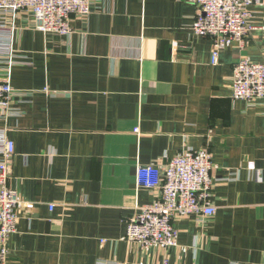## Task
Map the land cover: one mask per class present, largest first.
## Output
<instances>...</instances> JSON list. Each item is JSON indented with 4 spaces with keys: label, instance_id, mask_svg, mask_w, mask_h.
<instances>
[{
    "label": "crops",
    "instance_id": "1",
    "mask_svg": "<svg viewBox=\"0 0 264 264\" xmlns=\"http://www.w3.org/2000/svg\"><path fill=\"white\" fill-rule=\"evenodd\" d=\"M261 2L246 48L217 64L213 39L192 33L196 7L178 0H92L64 37L35 31L29 13L7 18L0 79L15 96L0 110V149L13 141L9 184L33 206L9 237V264H264V100L231 91L241 56L264 62ZM186 149H208L218 167L215 216L176 219L168 252L129 244V219L161 195L138 184V167Z\"/></svg>",
    "mask_w": 264,
    "mask_h": 264
},
{
    "label": "built area",
    "instance_id": "2",
    "mask_svg": "<svg viewBox=\"0 0 264 264\" xmlns=\"http://www.w3.org/2000/svg\"><path fill=\"white\" fill-rule=\"evenodd\" d=\"M194 5L197 14L192 25L194 37L213 39L212 57L217 64L220 53L237 44L245 49L249 35L256 29L251 24L252 6L261 0H178ZM92 12V0H0V55H11L12 20L24 13L32 16V27L45 35L69 36L73 19H83ZM264 29V25L261 27ZM232 99L253 106L264 100V62L241 56L231 78ZM15 91L9 79H0V110L9 115ZM0 149V264H9V237L16 232L20 211L32 209L18 191L10 187L15 157L13 141L2 137ZM208 149H186L162 166H139L138 184L160 189L161 195L143 207L128 221L126 241L143 250L160 247L171 251L178 246L179 231L174 222L179 218L198 217L206 221L216 214L211 203L217 170ZM251 169L253 165H250ZM52 209V207H50ZM106 241H101L104 244ZM164 264H168L165 260Z\"/></svg>",
    "mask_w": 264,
    "mask_h": 264
}]
</instances>
